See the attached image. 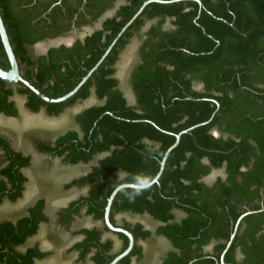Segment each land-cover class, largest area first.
Wrapping results in <instances>:
<instances>
[{"label": "trees", "instance_id": "trees-1", "mask_svg": "<svg viewBox=\"0 0 264 264\" xmlns=\"http://www.w3.org/2000/svg\"><path fill=\"white\" fill-rule=\"evenodd\" d=\"M32 1L0 0V15L21 77L46 97L58 98L79 83L146 0H124L83 43L36 57L28 46L57 35L58 17L69 20L76 12L78 18H96L114 0H74L75 5L36 0L28 6ZM160 1L143 8L85 83L62 102H45L20 83L0 80V114L18 117L14 96L24 98L28 111L48 116L89 97L99 102L74 115L78 131L35 142L39 152L61 164H90L87 173L63 185L84 194L60 208L55 219L65 230L77 217L93 223L72 233L76 241L67 253L73 252L77 262L109 264L126 248V236L103 221L108 196L125 182L118 172L154 177L164 152L182 132L149 191L134 201L116 193L109 221L134 240L116 264H142L141 243L153 237L165 238L172 248L161 264H220L221 256L224 264H264V0H199L201 7L192 0ZM167 18L174 30L159 32L156 25L146 32L139 64L130 74L135 104L127 105L115 77L119 56L145 23L160 25ZM43 28L47 31L39 33ZM0 68H9L1 42ZM194 81L202 91L192 89ZM0 149L1 205L22 196L30 156L14 151L1 137ZM218 169L224 178L210 186L201 181ZM44 208L45 200L38 198L19 217L0 220V264H35L52 255L37 242L28 244L48 221ZM176 211L183 214L179 220ZM117 215H146L159 225L152 232L139 222L117 224ZM106 233L120 241L117 251L103 237Z\"/></svg>", "mask_w": 264, "mask_h": 264}, {"label": "rangeland", "instance_id": "rangeland-1", "mask_svg": "<svg viewBox=\"0 0 264 264\" xmlns=\"http://www.w3.org/2000/svg\"><path fill=\"white\" fill-rule=\"evenodd\" d=\"M136 42L131 41L124 52L120 55L116 66V75L124 83V74L127 62L133 56ZM123 88L125 96L129 103L134 100L133 95ZM15 106L18 110L17 118H6L0 115V135L4 137L10 146L24 155L30 156V165L23 170L27 181L24 185L22 196L15 202H3L0 205V220L5 218L15 219L26 212V209L38 198L45 200L44 214L48 221L39 227L38 233L28 241L29 245L38 243L41 250L52 251V255L36 261L35 264H82L76 261V255L73 252L67 253V248L76 241L72 233L81 227H92L93 223L89 218L77 217L70 225L68 230L62 229L56 225V213L68 202L84 194L83 189L70 188L65 190L63 185L84 175L88 172L90 165L69 166L61 164L58 159H52L40 153L35 142L39 140H49L50 142L56 136L67 130H77L73 121L76 113L91 105L98 104L93 97H89L81 102H76L71 107L65 108L57 116H48L44 112L33 113L24 106V98L21 96L13 97ZM214 134V132H213ZM218 171L211 173L205 178L210 182L217 177ZM139 221L145 228L153 229L154 224L146 217H131L126 215H117L115 222L133 223ZM104 238L113 242V250L120 248V241L112 234L106 233ZM144 258L142 264H156V258L160 256L168 247V243L163 239L153 238L147 243H141ZM132 264H136L132 261Z\"/></svg>", "mask_w": 264, "mask_h": 264}, {"label": "flooded vegetation", "instance_id": "flooded-vegetation-1", "mask_svg": "<svg viewBox=\"0 0 264 264\" xmlns=\"http://www.w3.org/2000/svg\"><path fill=\"white\" fill-rule=\"evenodd\" d=\"M45 1L48 2L50 0H45ZM35 2H36V0H33L32 2L28 3V6H31ZM59 3H60V0L56 1L53 5L59 4ZM67 3L75 5V1L74 0H67ZM123 4H124V0H114V2H112V4H111L112 5L111 8L107 9L106 11H104L101 15H99L96 18H94L91 14H86L85 16H83L81 18H78V16H77L78 14L76 12H73L71 14V17H70L69 20H64L63 18L61 19L60 17H58L57 20H56L57 27L55 29V31H57V35H55L53 37L47 35L43 39L33 43L30 46H28V50L35 57L36 56H44V55L47 54L48 50L51 49V48H56L57 49V48H59L61 46L65 47V48H71L78 42L79 43H83L84 39L86 37L90 36L95 31L101 30L103 22L106 19L112 18L114 16L115 12L117 11V9L120 6H122ZM81 9H82V7L79 8V10H81ZM147 23L154 24V26L158 25V31L159 32H170V31L175 29V27L172 28L173 26L171 25L169 18L165 19V21L162 24H160V25L156 23V20H151V21H149ZM147 23H145L142 26V28H144V26ZM42 31L46 32L47 29L43 28L39 33H42ZM133 38L130 39L129 43L132 41ZM153 39H154V37H153ZM101 41H103V40H101ZM127 45H126V47H127ZM126 47L124 48V50L126 49ZM124 50L122 51V53L124 52ZM138 53H139V50H137L135 52V55L137 56L138 61L133 60L130 64H127L126 71H125V74H124V79H125L124 82L126 83V85L128 87V90H129V92L132 95H133V91H132V87H131V84H130V74L132 73V71L135 68V66L139 64V55H138ZM119 58H120V56H119ZM118 62H119V59H118L116 65H115V77H116V73H117L116 66H117ZM118 88H119V81H118ZM119 90H120V88H119ZM123 96L125 97L124 94H123ZM133 97H134V95H133ZM125 99H126L127 105H134L135 104V99L133 100L134 103H132V104H130L128 102V99L126 97H125ZM0 115L3 116V117H6V116H4L2 114H0ZM6 118H14V117H6ZM74 131H78V128H77V130H74ZM0 137L5 139L1 135H0ZM14 151H16V150H14ZM1 154H2V150L0 149V156H1ZM22 155L23 156H27V155H24V154H22ZM45 156H47V155H45ZM101 156L102 155H100L98 157H101ZM66 165H69V164H66ZM78 165H90V164H78ZM69 166H76V165H69Z\"/></svg>", "mask_w": 264, "mask_h": 264}, {"label": "water", "instance_id": "water-1", "mask_svg": "<svg viewBox=\"0 0 264 264\" xmlns=\"http://www.w3.org/2000/svg\"><path fill=\"white\" fill-rule=\"evenodd\" d=\"M175 2L178 1H185V0H172ZM195 1L199 7H201V3L199 0H192ZM151 2H159L162 3L164 1H160V0H146L145 2L142 3V5L139 7V9L135 12V14L131 17V19L120 29V31L118 32V34L116 35V37L113 39V41L110 43V45L106 48V50L104 51V53L102 54V56L100 57V59L96 62V64L86 73V75L79 81V83L72 89L70 90L68 93L64 94L63 96H60L58 98H48L45 95H43L42 93H40L36 88H34L28 81H26L24 78L21 77L20 73H19V68H18V64L17 61L15 59V56L13 54L1 15H0V42L1 45L3 47L4 53L6 55L8 64H9V68L8 70H3L2 68H0V80L8 83V84H17L20 83L23 86H25L27 89H29L32 93H34L38 98H40L41 100L48 102V103H58V102H62L66 99H68L69 97H71L72 95H74L77 90L85 83V81L88 79V77L92 74V72L97 68V66L101 63V61L105 58V56L108 54V52L111 50V48L113 47V45L115 44V42L117 41V39L121 36V34L125 31V29L133 22V20L140 14V12L143 10V8ZM182 133V132H181ZM175 135V141L174 143L167 148V150L164 152L163 157L160 161V165H159V169L157 171V173L155 174V178L156 181H158V178L160 177L164 165H165V161L166 158L168 156V154L170 153V151L178 144L179 141V137L180 134ZM157 183V182H156ZM119 186V185H118ZM115 187L112 192L110 193V195L107 198L106 201V205L104 207V213H103V221L104 224L106 225V227L112 231V232H118V233H122L123 235L126 236L127 238V246L126 248L120 252L118 255H116L110 262L109 264H116L119 260H121L123 257L127 256L129 254V252L131 251L133 244H134V240L132 235L117 226H113L110 221H109V211H110V206L112 204V201L116 195V193L119 191V187ZM242 217H239V219L237 220L235 227H234V232L235 229L240 221ZM233 235H231L230 239L233 238ZM230 242H228L227 246L229 245ZM220 264H223V261L220 260Z\"/></svg>", "mask_w": 264, "mask_h": 264}, {"label": "crops", "instance_id": "crops-1", "mask_svg": "<svg viewBox=\"0 0 264 264\" xmlns=\"http://www.w3.org/2000/svg\"><path fill=\"white\" fill-rule=\"evenodd\" d=\"M152 26H154V24L147 23V24L144 26V28H142V29L140 30V33L137 34V35L132 39V41L136 42V47H135V51L133 52V56H132L131 59L127 62V64H130L133 60L138 61L137 56L135 55V52H136L137 50H140L142 43L147 39V36H148V35L146 34V32H147ZM172 28H174V27H172ZM136 37H137V38H136ZM135 56H136V57H135ZM116 79L119 81V88H120V91L122 92V94L125 95V92H124L123 88H121V87H124V88H126L127 91H129V90H128V87H127V85H126V83L124 82L123 85H122V84H121V80L118 78L117 75H116ZM123 79H124V77H123ZM124 80H125V79H124ZM192 89H193L194 91H202V90H203V86H202V84H201L200 82H198V81H194V82L192 83ZM125 97H126V96H125ZM132 103H134V101H133ZM132 103H130V104H132ZM213 132H214V134H213ZM211 133H212L215 137H218V136H219V134H218L215 130H212ZM215 171H218L220 175H218L217 177L213 178L210 182H206V181H205V178L208 177L211 173H213V172H215ZM224 177H225V176H224V172H223L222 169L212 170L207 176L203 177V178L201 179V181H202L203 183H205L206 185H209V186H210V185H211V184H212L217 178H224ZM175 216H176V219L179 220V219H181V218L183 217V214H182L181 212H179V211H176V212H175ZM135 217H137V216H135ZM141 217H146V218H148V219L154 224L153 229H148V228H145V227H144L145 229H148V230H150V231L153 232V231L155 230V228L159 225L157 222H155L154 220H152L151 218H149V217L146 216V215L141 216ZM135 222H139V221H135ZM139 223H140V222H139ZM153 238L163 239V240H164L165 242H167L168 245H169V247H168V248H167V249H166V250H165L160 256H158V257L156 258V264H161V258H163L167 252L171 251L172 248H171L170 243H169L165 238H163V237H153ZM230 241H231V239H230ZM230 241H229V242H230ZM227 244H228V243H227ZM229 244H230V243H229ZM228 246H229V245H228ZM209 249H210V247H206V248H205V251H209ZM236 254H237V257H238L239 259L242 258V255H241V253L239 252V250L237 251ZM220 260H222V256H221ZM222 261H223V260H222ZM223 264H224V263H223Z\"/></svg>", "mask_w": 264, "mask_h": 264}, {"label": "clouds", "instance_id": "clouds-1", "mask_svg": "<svg viewBox=\"0 0 264 264\" xmlns=\"http://www.w3.org/2000/svg\"><path fill=\"white\" fill-rule=\"evenodd\" d=\"M129 176L130 179H127ZM118 178L125 180L118 187L129 201H134L137 197L143 195L144 192L149 191L157 182L155 177L141 173L130 175L123 170L118 172Z\"/></svg>", "mask_w": 264, "mask_h": 264}]
</instances>
